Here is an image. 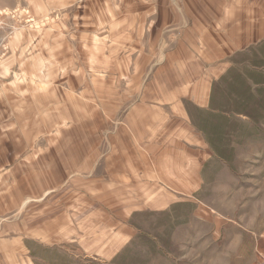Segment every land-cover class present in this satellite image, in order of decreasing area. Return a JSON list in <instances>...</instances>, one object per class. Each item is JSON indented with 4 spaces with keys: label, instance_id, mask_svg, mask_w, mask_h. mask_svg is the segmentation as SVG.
<instances>
[{
    "label": "crops",
    "instance_id": "obj_1",
    "mask_svg": "<svg viewBox=\"0 0 264 264\" xmlns=\"http://www.w3.org/2000/svg\"><path fill=\"white\" fill-rule=\"evenodd\" d=\"M155 1L157 13L128 20L142 38L131 64L151 66L143 85L152 88L121 93L102 111L103 135L72 141L71 156L57 121V139L36 142L32 157L34 142L15 139L30 133L32 111L0 92V264H145L149 230L158 236L175 228L177 211L203 205L205 169L217 158L203 116L218 117L215 101L226 98L216 79L254 63L264 0Z\"/></svg>",
    "mask_w": 264,
    "mask_h": 264
},
{
    "label": "rangeland",
    "instance_id": "obj_2",
    "mask_svg": "<svg viewBox=\"0 0 264 264\" xmlns=\"http://www.w3.org/2000/svg\"><path fill=\"white\" fill-rule=\"evenodd\" d=\"M157 3L0 0L1 9L27 8L33 19L12 23L13 33L0 50V92H15L22 99L17 108L32 111L30 135L15 133L16 140L27 135L34 142L32 157L40 154L36 142L57 139V121L63 125L64 155L71 156L72 141H88L89 136L96 141L103 135L102 111L118 107L121 93L127 99L144 87L152 88L150 83L143 85L151 66L131 64L142 38L131 33L130 24L137 16L157 13ZM175 8L182 12V6ZM259 48L264 51V43ZM261 49L254 48L253 64H234L216 79L213 90L226 98L215 101L221 111L218 117L203 116L217 156L216 163L205 169L203 205L177 211L175 228H161L158 236L155 227L149 230L153 238L144 240L153 244L145 248V264H264V56L257 53ZM41 118L48 119L47 127ZM165 224L166 219L160 221V226Z\"/></svg>",
    "mask_w": 264,
    "mask_h": 264
},
{
    "label": "built area",
    "instance_id": "obj_3",
    "mask_svg": "<svg viewBox=\"0 0 264 264\" xmlns=\"http://www.w3.org/2000/svg\"><path fill=\"white\" fill-rule=\"evenodd\" d=\"M17 10L21 12H17ZM16 20H24L25 22L30 23L33 19L27 8H23L21 10H7L0 8V50L6 48V39H8L13 33V29L15 27L12 26V23H15ZM5 27L8 29H4Z\"/></svg>",
    "mask_w": 264,
    "mask_h": 264
}]
</instances>
